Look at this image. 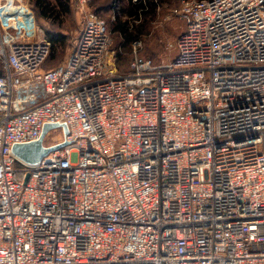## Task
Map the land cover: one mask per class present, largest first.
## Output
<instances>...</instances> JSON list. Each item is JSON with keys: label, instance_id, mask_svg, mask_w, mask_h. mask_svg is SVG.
<instances>
[{"label": "built area", "instance_id": "built-area-1", "mask_svg": "<svg viewBox=\"0 0 264 264\" xmlns=\"http://www.w3.org/2000/svg\"><path fill=\"white\" fill-rule=\"evenodd\" d=\"M90 1L46 68L37 12L0 0V264H264V0H182L177 54L135 39L126 72ZM53 122L65 145L14 153Z\"/></svg>", "mask_w": 264, "mask_h": 264}, {"label": "rangeland", "instance_id": "rangeland-1", "mask_svg": "<svg viewBox=\"0 0 264 264\" xmlns=\"http://www.w3.org/2000/svg\"><path fill=\"white\" fill-rule=\"evenodd\" d=\"M8 2L11 0H2ZM13 1V0H12ZM15 2H28L31 5L32 0H14ZM156 12L149 14L148 17L137 18L136 16H126L122 14L121 20L127 18L130 20V27L135 29L136 24L143 25L144 33L141 35L142 48L140 50L142 55L153 58L156 62L167 61L177 54V38L184 31L185 20L181 17L178 10L181 6L182 0H158ZM103 3L109 0H101ZM72 10L69 14L63 16L62 26L60 28L54 26L50 22L38 14L39 24L42 33L45 34L49 29L53 31H62L67 35V44L64 47H59L57 52L45 61L44 66L50 68L56 64L63 62L75 44L80 33L83 21L85 19V9L78 6L76 0H71ZM32 6V5H31ZM91 8L93 5L89 3ZM102 17L108 23L113 37L114 57H111L110 66L114 64L117 66L118 72H125L129 70L130 60L132 58L133 41L128 45L123 43L122 34L119 31H114L113 24L117 20V16L111 10L103 12ZM183 30V31H182ZM182 31V32H181ZM181 32V33H180ZM63 136L62 128L50 130L45 138L46 145L60 141Z\"/></svg>", "mask_w": 264, "mask_h": 264}, {"label": "trees", "instance_id": "trees-1", "mask_svg": "<svg viewBox=\"0 0 264 264\" xmlns=\"http://www.w3.org/2000/svg\"><path fill=\"white\" fill-rule=\"evenodd\" d=\"M90 2L93 7H95L93 9L100 15L107 10H111L115 13L117 20L113 24V29L114 31H119V33L122 34L123 43L125 45H128L135 39H140L142 33H144V28L141 27L143 25L136 24L135 29H132L130 27L131 22L128 20V17V19L126 18L121 20L122 14H126V16H136L138 19L143 16L147 18L149 14L156 12V7L159 3L158 0H109L107 3H103L101 0H91ZM31 5L37 14L47 20H50L54 26H59L58 28L62 26L63 16L69 14L72 10L71 0H32ZM47 35L49 41L51 42L50 54L52 53L54 56L59 47L66 46L67 35L62 31H53L51 29L47 31ZM145 57L151 59L153 62H156L151 57Z\"/></svg>", "mask_w": 264, "mask_h": 264}, {"label": "water", "instance_id": "water-1", "mask_svg": "<svg viewBox=\"0 0 264 264\" xmlns=\"http://www.w3.org/2000/svg\"><path fill=\"white\" fill-rule=\"evenodd\" d=\"M62 126L64 128L65 134L68 133V127L65 122H53V123H46L43 129L41 136L29 142H21L15 143L13 146L14 153L21 158L22 160L28 163H36L41 160L43 156L49 153L51 150L59 148L65 145L68 141H61L54 144L46 145L44 143V138L47 132L55 127ZM29 174L26 176V180L28 179Z\"/></svg>", "mask_w": 264, "mask_h": 264}, {"label": "crops", "instance_id": "crops-1", "mask_svg": "<svg viewBox=\"0 0 264 264\" xmlns=\"http://www.w3.org/2000/svg\"><path fill=\"white\" fill-rule=\"evenodd\" d=\"M114 67L117 69V66L114 64ZM118 71V70H117ZM128 71V70H127ZM126 72V71H125Z\"/></svg>", "mask_w": 264, "mask_h": 264}]
</instances>
